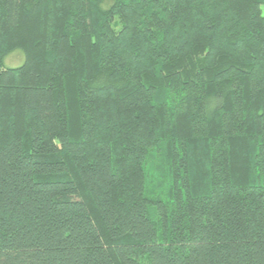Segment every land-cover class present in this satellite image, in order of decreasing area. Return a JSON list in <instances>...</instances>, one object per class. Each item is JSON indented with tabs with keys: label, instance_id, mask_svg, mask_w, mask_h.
<instances>
[{
	"label": "trees",
	"instance_id": "16d2710c",
	"mask_svg": "<svg viewBox=\"0 0 264 264\" xmlns=\"http://www.w3.org/2000/svg\"><path fill=\"white\" fill-rule=\"evenodd\" d=\"M261 4L0 0V264H264Z\"/></svg>",
	"mask_w": 264,
	"mask_h": 264
},
{
	"label": "rangeland",
	"instance_id": "374dc122",
	"mask_svg": "<svg viewBox=\"0 0 264 264\" xmlns=\"http://www.w3.org/2000/svg\"><path fill=\"white\" fill-rule=\"evenodd\" d=\"M260 9H261L262 15L264 16V4L260 5ZM23 61H24L23 53L20 50L15 49L13 51H9L5 55L3 59V64L5 67H15V66L21 65ZM142 264H148V263L146 262V260H143Z\"/></svg>",
	"mask_w": 264,
	"mask_h": 264
}]
</instances>
